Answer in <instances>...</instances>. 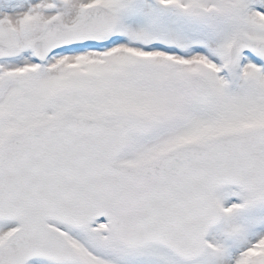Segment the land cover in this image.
<instances>
[{
  "label": "snow or ice",
  "instance_id": "obj_1",
  "mask_svg": "<svg viewBox=\"0 0 264 264\" xmlns=\"http://www.w3.org/2000/svg\"><path fill=\"white\" fill-rule=\"evenodd\" d=\"M0 264H264V0H0Z\"/></svg>",
  "mask_w": 264,
  "mask_h": 264
}]
</instances>
